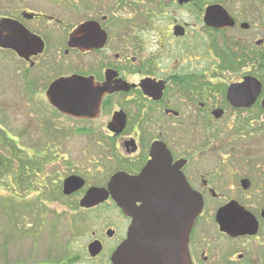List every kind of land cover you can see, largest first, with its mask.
<instances>
[{"label":"flooded vegetation","instance_id":"flooded-vegetation-1","mask_svg":"<svg viewBox=\"0 0 264 264\" xmlns=\"http://www.w3.org/2000/svg\"><path fill=\"white\" fill-rule=\"evenodd\" d=\"M0 24L25 46L22 56L0 47L15 81L0 123L10 202L75 206L96 226L86 243L87 253L100 247L88 253L94 264H113L132 224L109 190L116 173L119 187L137 188L120 194L136 208L158 203V186L200 198L192 264H237L247 257L238 241L264 242V163L248 158L258 123L248 114L264 112V0H0ZM247 78L260 82L255 98L230 100ZM59 80L72 81L60 86L76 92L81 115L55 106ZM94 188L106 198L81 206ZM230 201L256 218L255 235L220 230L217 212Z\"/></svg>","mask_w":264,"mask_h":264},{"label":"water","instance_id":"water-1","mask_svg":"<svg viewBox=\"0 0 264 264\" xmlns=\"http://www.w3.org/2000/svg\"><path fill=\"white\" fill-rule=\"evenodd\" d=\"M217 20L216 22H218ZM17 29L8 28L0 24V47L13 48L19 55L25 52L24 42L18 40ZM70 80H59L52 84V91L55 90L60 96L54 101L61 111L72 115L78 114L79 106L71 102L78 101L76 92L72 91L69 85ZM242 85L230 87L228 97L230 100L237 99L240 94H251L253 100L260 90V82L256 78H247ZM76 91V90H75ZM80 93V91H77ZM86 93V90H84ZM74 95V101H73ZM52 99V98H51ZM61 101V102H59ZM250 102V101H249ZM264 109V98L261 102ZM141 175L146 176L150 172L147 166ZM147 172V173H146ZM120 173H116L110 183L109 190L117 205L122 207L125 213L132 217V224L129 229L128 239L124 241L111 255L113 264H192L188 252V236L199 210L201 200L192 192L188 186L169 189L167 186L155 187V191L162 195L158 203L145 204L136 208L129 198L122 199L120 194L125 190L136 192V187H119ZM65 188L70 180L65 182ZM246 183L243 187L246 188ZM168 197V198H167ZM106 198V190L91 189L81 200L80 205L89 207L99 203ZM153 209V213H149ZM264 218V211L262 212ZM217 223L220 230L231 234V236L249 235L253 236L258 231L256 218L236 201H230L219 208L217 212ZM100 247L97 243L88 246V253L91 256L98 254Z\"/></svg>","mask_w":264,"mask_h":264},{"label":"rangeland","instance_id":"rangeland-1","mask_svg":"<svg viewBox=\"0 0 264 264\" xmlns=\"http://www.w3.org/2000/svg\"><path fill=\"white\" fill-rule=\"evenodd\" d=\"M11 68L12 60L0 54V123L4 124L7 123L5 106L10 102L7 90L15 83L10 76ZM262 82L264 84V78ZM17 85L21 88V82ZM249 116L254 117L253 123L258 122L248 150L249 163L262 165L264 133L259 128L264 127V112L254 107ZM10 140L20 147L19 140ZM1 142L0 153L5 157L7 141L0 139ZM260 167L255 170L258 172ZM4 168L0 166V264H94L86 251L90 231L96 228L94 222L67 201L16 203L19 198L14 197L10 207ZM238 201L243 202L241 198ZM258 205L249 210L254 212ZM238 244L244 245L241 250L247 257L237 264H264V242L238 241Z\"/></svg>","mask_w":264,"mask_h":264},{"label":"trees","instance_id":"trees-1","mask_svg":"<svg viewBox=\"0 0 264 264\" xmlns=\"http://www.w3.org/2000/svg\"><path fill=\"white\" fill-rule=\"evenodd\" d=\"M19 180H20V179H19ZM17 184L19 185V182H18ZM8 203H9V206L12 207V205H11L12 202H10V200L8 201Z\"/></svg>","mask_w":264,"mask_h":264}]
</instances>
